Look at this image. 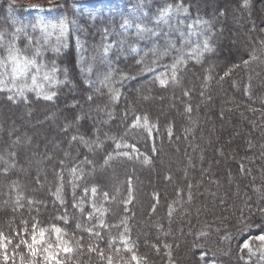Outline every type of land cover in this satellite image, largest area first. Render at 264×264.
I'll return each instance as SVG.
<instances>
[{
  "label": "trees",
  "instance_id": "trees-1",
  "mask_svg": "<svg viewBox=\"0 0 264 264\" xmlns=\"http://www.w3.org/2000/svg\"><path fill=\"white\" fill-rule=\"evenodd\" d=\"M77 1L58 0L51 5L60 18L75 22L70 23L74 29L71 27L67 44L59 52L42 47L43 62L49 69L55 65V76L60 81L53 88V98L45 100L29 92L26 99L14 103L0 91V107L10 104L17 109L5 116L6 130L0 131V232L12 239L7 248L8 264H13V249L21 236L31 242L33 224L37 235L40 229L54 226L66 237L78 238L96 248L94 254L81 248L87 264H107L109 255L113 256V264H136L131 260L132 253L124 251L120 242L121 221L128 214L132 217L127 221L132 251L142 264H264L257 251L259 245L249 240L264 232V0H248L247 7L244 0H219L214 4L207 0H119L114 12L94 15V19L93 14L75 12L73 5ZM231 1L244 11L253 28V35H240L237 44L232 45L237 56L227 50L235 22L240 20L228 8ZM177 4L188 11L173 13L168 25L158 26L155 18L159 10ZM8 6L0 3V32L6 42L12 41L16 33L15 8L11 13ZM141 9V15L147 13L142 15V22L158 28V36L139 39L134 28L127 34L121 31L123 20L134 19L133 12ZM105 29L110 33L106 40ZM28 34L18 33L15 43L33 54L38 37L30 33L29 45ZM205 38L211 50L197 58L192 49L202 48ZM105 43L114 44L107 58L103 56ZM6 46L5 43L2 48ZM132 46L136 52L131 51ZM165 51L166 55H160ZM181 51L184 63L177 68V81L169 79L167 85L161 86L151 72L172 65ZM225 72L229 74L225 76ZM96 77L98 80H94ZM67 82L77 92L71 99L63 98L70 88ZM110 89L119 90L118 99H111ZM139 96L149 98L140 101ZM171 98L177 99L173 110L163 112L153 104L156 99L166 105ZM68 101L73 102V108L64 109L57 122L51 118L55 124L49 126L45 137L74 124L77 118L80 126L62 130L66 142L60 143L58 151L46 150V142L40 138L28 147L10 149V142L21 140L26 133L15 120L17 116L29 110L37 119L47 114L52 117L53 109L62 108ZM85 101L90 103L89 110L104 108L112 111V116L103 124L79 117L80 103ZM189 106L190 112L186 111ZM137 115H147L157 125L152 139L142 128L128 127ZM13 124L21 129L10 133L7 128ZM220 137L224 144H220ZM122 140L135 145L139 156H117L105 165L108 154L116 151L115 141ZM69 141L72 147L67 153ZM144 157L149 163L144 162ZM86 159L90 163H84ZM27 165L40 171L41 176L26 170ZM78 165L83 166L84 174L73 188L71 172ZM154 169L158 170L157 181ZM129 180L133 198L126 205ZM59 185L63 203L54 195ZM93 186L99 195L109 194L104 215L108 227L93 229L100 232L99 238L86 230L87 224L93 222L88 218L90 206L86 203L82 211L73 206L82 190ZM170 205L173 208L169 210ZM78 224L81 227L77 228ZM210 224L217 231L210 230ZM240 234L247 237L255 255L242 249L244 239ZM223 242L232 246L227 256ZM100 249L104 250V260L99 257ZM16 251H23V264H29L28 250L21 245ZM77 253H60L62 264L69 263V257ZM0 264L4 262L0 260ZM15 264H21L19 255L15 256Z\"/></svg>",
  "mask_w": 264,
  "mask_h": 264
},
{
  "label": "snow or ice",
  "instance_id": "snow-or-ice-1",
  "mask_svg": "<svg viewBox=\"0 0 264 264\" xmlns=\"http://www.w3.org/2000/svg\"><path fill=\"white\" fill-rule=\"evenodd\" d=\"M248 0H244V6L247 7ZM30 8H34L38 12H44V11H51L52 9H43L40 6H30ZM180 11L187 12L188 8L184 7L182 4H177L175 7L172 5H168L165 8L159 10V15L155 18V23L159 26L161 24L168 25L169 21L172 17L173 13H178ZM141 10H135L133 12L134 19H128L125 18L123 22L120 24V29L124 34H127L130 29H135V36L139 39H145L147 36H158L159 35V29L158 28H151L148 27L146 24L142 22V15L146 16L147 13L143 12L141 15ZM95 16L93 15V19ZM75 23L74 21L70 22L66 17L61 19L59 23H44L42 19H38L37 23L33 25V29L36 28L40 29L41 37L37 39V45L33 52L32 56L25 55L17 46L15 43V37L18 33L23 32L24 27L22 26L20 28L16 29V33L13 34V40L12 41H5L4 39V33L0 32V46H3L6 43V56L0 58V91L2 90H8L11 94L8 96L9 100H15L20 97H25L26 91H35L37 96H42L45 100H51L55 93L53 92H47L44 90V87L42 84L38 83V78L41 77L44 81L49 82L50 84L54 83H60V81H57L55 78L56 73V67L53 64V67L50 70H47L46 65L43 63V61L37 60V57H42L43 51H42V45L40 44V39L44 41V44L50 43V38L55 35L56 38V44L53 47V51L59 52L61 46L63 45V38L66 37L68 31H69V24ZM197 23L205 24V21H198ZM190 32L192 31V25H189ZM105 40L107 39V36L110 35L109 31L107 29L104 30ZM183 35V33H181ZM187 42V41H185ZM121 44L124 43V41H120ZM29 45H31V37H29ZM66 46V45H63ZM172 47H174V44H171ZM114 47L113 43H105L103 45V56L107 58L108 53L110 50ZM210 45L208 42V39L205 38L203 42V47L197 46L196 48L192 49V52L197 54V58L199 55L202 54L204 51H210ZM131 51L136 52L137 48L135 46L131 47ZM167 52H163L160 55H166ZM253 59L255 57L253 56ZM184 63V57L183 53L181 51V54L175 59L174 63L170 66L171 68V76L169 77L166 73H160L156 76V80L159 82L161 86H165L168 84L169 79H171L172 82L177 81V68L180 64ZM245 65H247V61L244 62ZM155 64V61L153 62ZM35 70L32 72V70ZM91 71V68L88 69ZM147 71H152V68L146 69ZM31 74V83L28 82V77ZM229 73L225 72V76H227ZM109 78H106V80ZM223 79V77H222ZM112 95L111 99L116 100L119 97V90L118 89H110ZM185 96L189 95L188 91L184 92ZM26 99V97H25ZM89 100L92 99L91 96L88 97ZM186 111L190 112L191 107H187ZM109 116H111V113H109ZM130 129H136V128H143L149 137L152 136V129L156 128L157 125L154 123H151L149 121V118L147 115L139 116L137 115L135 119H133L132 123L128 126ZM169 135H171V126H169ZM75 140L76 137H73ZM115 140V138H112ZM116 149L121 148H130L131 152L128 151H114L113 153H109L108 156L104 160V164H109V161L114 159L117 156L126 157L128 159H132V153L138 152V149L135 147V145L122 143L121 141H115ZM99 146V145H98ZM155 151V148L153 149ZM145 163H149V160L147 157L144 158ZM84 163H90V161H87V159L84 161ZM5 171H7L5 169ZM72 173L75 176L77 173V169L73 168ZM78 178V177H77ZM75 187V185H74ZM62 191V185L57 187L55 196L58 200H60L61 203H63V198L61 196ZM87 191V189L85 190ZM97 187L93 186L91 188V192L93 196L97 194ZM104 199L107 200L109 197V194L107 192L103 193ZM133 198V192H132V185L131 181H128V199L124 201V203L127 205L132 202ZM154 198L158 200V196L154 195ZM189 198L191 199V193H189ZM29 203H32V201H29ZM74 207H79L80 205L74 204ZM93 212L89 213V219H92L95 213H100L99 219V226L101 227H108L107 224H105L103 220L104 213L107 211L106 209L97 208L95 204L92 205ZM171 208V206H170ZM82 211V208H81ZM125 211H127V207L125 208ZM153 211H155V205H153ZM171 214V212H170ZM66 220V217H62ZM121 223L125 224L124 233H121L120 235V242L124 246V251L132 253L131 260L136 261L137 264H141V258H139L135 252L132 251V242L128 239V237L125 235L127 233V218L125 217ZM115 227H119V225H114ZM81 227L80 224L77 225V228ZM96 225L93 226L95 228ZM33 231L31 234V242L24 239L22 236L19 239V243L15 245V248L13 249V264H15V256L19 255L21 264L26 259L25 254L23 251L17 253V249L21 248V245H23L24 248L28 250L27 257H30L29 264H62V258L60 257V252L63 253H70L72 251V248L69 246V242L62 240L61 236L59 235L61 233V229L54 228L53 231H55L57 235V241L55 246L52 244H47V246H44V233L45 229L39 230V235H37L36 231V225L33 224L32 226ZM93 228L86 229L90 234L95 235L97 238L100 237V232L96 231L93 232ZM250 239L260 241V247L257 249L261 253L260 260L264 261V232L261 234L252 237ZM12 244V239L5 237V235L0 232V260L4 262V264H8V261L10 257L8 256L7 248L8 245ZM111 247V244L109 245ZM242 249H247L249 255H255L256 253L253 251V249L249 246V242L245 241L244 244L241 246ZM59 250V251H57ZM89 252L96 251V248L89 245L88 248ZM120 249L116 250L117 255L119 254ZM99 257L101 260L105 259L104 250H99ZM40 257L41 259L37 261L35 258ZM107 264H113V256L109 255L106 257ZM203 259V256L201 257ZM243 259V257H241Z\"/></svg>",
  "mask_w": 264,
  "mask_h": 264
},
{
  "label": "rangeland",
  "instance_id": "rangeland-1",
  "mask_svg": "<svg viewBox=\"0 0 264 264\" xmlns=\"http://www.w3.org/2000/svg\"><path fill=\"white\" fill-rule=\"evenodd\" d=\"M57 1L58 0H0V3L9 4L10 6H8V8L9 7L10 8L8 10L10 12L12 11L11 9L13 7L15 8V9H13V15H14L13 18L15 20L14 21L15 22V29L20 28L22 26H25L24 30H23V33L29 32L28 37L26 36L27 39H29L30 33H35L38 38L41 37L40 29L36 28L34 30L33 27H32L33 25H35L37 23L38 19H42L44 23H59V21L61 19H63V18H60V14H57L58 12L54 11L52 9V7H51V5L54 4ZM207 1H209L211 4H214V2L217 3L219 0H207ZM118 4H119V0H78L76 3H74L73 8H74L76 13L99 15V14H103V13L114 12L115 9L117 8ZM30 6H40L43 9H52V10L51 11L38 12L34 8H30ZM228 8L232 9L236 13V15L240 16V20H238V22H235V26H234L235 27V31H234V33H232L233 31L231 32L232 40L227 44L228 45L227 46L228 47L227 50L230 51V53L235 52V53H232V54H236V56H237V54H238L237 52L238 51L236 50V47H232V45L233 44H237V42L240 40V35H253V28H251L252 26L248 22V19H249L248 16L246 14H244L243 10H239V8L236 5L233 4V1L228 3ZM7 14H9V12H7ZM219 20L221 21V16H220ZM72 25L73 24L69 25V31H68L66 37L63 38V45L67 44L68 36L70 34L71 27H72V29H74V25L73 26ZM20 33H22V32H20ZM37 39L35 40L34 46L37 45ZM75 43H76V45H78V48H79L80 47V43H79L77 37H75ZM40 44L43 47L48 48L49 51H53V47L56 44L55 35H53L50 38V43L49 44H44V41L42 39H40ZM63 45L61 47H64ZM21 51L25 55H28V56H32L33 55L31 53V51L30 52H27V51H24V50H21ZM6 54H7L6 48H2V46H0V58L6 56ZM37 60H38V62L41 61V60L43 61V56L42 57H37ZM170 66H165V67H163L161 69L153 70L151 72V74H155L157 76L160 73H166L170 77V75H171ZM46 68H47V70H50L47 65H46ZM34 71L35 70L33 69L32 72H34ZM55 78H56V76H55ZM94 80H98V77L94 78ZM28 82L31 83V74L28 77ZM89 82H91V81H89ZM38 83L42 84L43 87H44V90L47 91V92H53V88L56 85V83L50 84L49 82L44 81L42 79V75H41L40 78H38ZM67 85L70 88L68 90V93L66 94L67 96L64 95L63 98L71 99L72 97H74V95H77V92H76L75 89L72 88V86H71L72 84L67 82ZM1 92H6L8 94V96L11 94L8 90H2ZM29 92L33 93L36 97L43 98L42 96H37L35 91H26L25 92V96ZM145 97H148V96H139L140 101H145L146 100ZM21 98H24V97H20V98L15 99L14 101L13 100L12 101L14 103H16ZM157 99H158V97H157ZM176 100L174 98L168 99V104L164 105L162 103L161 104L158 103L157 102L158 100L155 99L153 104L159 106L163 112H166V110H168V109H172V110L174 109V105L176 103L175 102ZM89 105H90V103L88 101L80 103L79 110H78L79 117L83 116V117H86L87 120H89V121L94 120L98 124H103L113 114L112 111H106L104 108H98L97 107V108H93V109L89 110L88 109ZM67 108H73V102L72 101H68L67 104L62 106V108L55 107L53 109V111H52V117L47 114L45 117L39 118V119L36 118V115H35L34 111H29L28 110L29 111L28 112V111L25 110V112H24L25 114H23L22 116H17L15 120L17 122H19L22 125V127L25 128L24 131L26 133L21 138V140L20 139L12 140L10 142V149L11 150L14 149L16 151L19 148L28 147L30 142H33L36 138H40V140H44L46 142V147H45L46 150H48L50 152L58 151V149L61 147L60 143L61 142H66V139H65V136L62 133V130L63 131L66 130V129L75 130V129H78L79 126H80V124H79L80 123L79 122L80 118H77L74 124H67V126L62 127L60 130L57 129L56 130L57 131L56 134H53V136H51V137L49 136V138L45 137V134L49 132V126L50 125L53 126L55 124L54 122H57L60 118H62L63 110L67 109ZM16 111H17V109H16L15 106L13 107L10 104L1 105V107H0V131H2V133H3V130L4 131L6 130V126H7L6 123H5V119H6L5 116H10V114H13ZM30 113H31V115H29ZM109 113H111V116H109ZM51 118L54 119V122L51 121L52 120ZM196 123H198V121ZM17 126L18 125H14L13 124L10 127V125H9L7 130L10 133H13L16 129H21V126H20V128H18ZM154 130H155V128L152 129V136L150 137L151 139L153 138ZM223 141L224 140H222V138L220 137V140H219L220 144H224ZM121 142L128 144V142L123 141V140ZM20 143H21V145H20ZM87 143L89 145H92V144L94 145V143L91 144V142H89V141ZM172 143H176L175 140H173ZM66 146H67L66 147V151L68 153V151L71 150L70 148L72 147V144H70V141L67 142ZM116 151H120V152L128 151V152H131V149L130 148H121V149H116ZM138 156H139L138 152L132 153V157L136 158ZM256 157L257 156L255 154L254 158H256ZM8 165L9 164H7V166ZM187 166L188 165H186L185 167H187ZM188 168H189V166H188ZM28 169L34 170L36 174H39V175L41 174L40 171H38L37 169H34L33 167L27 165L26 166V170H28ZM75 169H77V173H76L75 176L71 172V183H72L73 188L77 187V182L83 177V174H84L82 165L76 166ZM166 169H167V167H166ZM168 173H170V172H168ZM154 174L156 175V179H154V181L155 180L157 181L158 180V170L157 169L156 170L154 169ZM185 176L187 178L188 175H185ZM109 178H110V176H109ZM74 185H75V187H74ZM59 186H61V185H59ZM86 189H87V191H85ZM61 196H62V193H61ZM58 201H60V200H58ZM105 201L106 200L104 199L103 195H99L97 193L95 196H93V194L91 192V188H85V189L82 190V195L78 198V200L76 201V204L80 205L77 208L81 209L87 203L90 206V213H92L93 212V207H92L93 204H95V206L97 208H102V209H106L107 210L108 208L105 206ZM153 204H155V203H153ZM170 206H171V208L169 207V210L173 208V205H170ZM225 206H224V208H227ZM105 213H104V215H105ZM99 217H100V213H98V212L95 213L93 218L91 219V221H93V222L88 223L87 224V228H93L94 225H96V227L93 228V229L100 228L101 226H99V219H98ZM125 217L127 218V221H129V222L132 219L131 214H128ZM103 220H104V216H103ZM214 227L215 226L213 224H210L209 229L217 231ZM54 228H58V227H54V226L52 227L51 226V227H48V228H43V229L46 230L45 233H44V238H43L44 242L46 243V246L49 243L52 244L53 246H55L56 243H58V241H57V235L58 234L55 231H53ZM127 228H128V223H127ZM124 229H125V224L122 223V233H124ZM244 234H240V236L243 235V237H241V238L244 239V240L241 241V245H243L245 241L251 240L249 237H248L249 238V240H248L247 237L244 236ZM59 235L61 236L62 240L68 241L69 242V246L72 248V251L70 253H65V254H70L71 255V253H77V251H79V253H77L76 256L69 257V259H68L69 263H67V264H87L86 261H83V253H82L81 248L88 250L89 246L86 245L84 242H82V240L80 241L78 238H72L70 236L66 237L65 233L62 232V231H61V233ZM125 235L129 239L128 231H127V233H125ZM244 237H246V238H244ZM253 237H255V236H253ZM224 238H225V240H227L226 236ZM256 242H257L256 244L259 245L258 247H260L261 242L260 241H256ZM223 245H224V247L226 249V252H225L224 255L229 254V252L231 251V247L232 246L228 245V243H225V242H223ZM57 251H59V250H57ZM95 252L94 251L90 252V254H94ZM60 253H63V252H60ZM136 264H137V262H136ZM141 264H142V262H141Z\"/></svg>",
  "mask_w": 264,
  "mask_h": 264
}]
</instances>
